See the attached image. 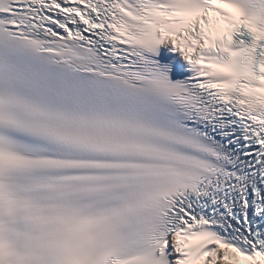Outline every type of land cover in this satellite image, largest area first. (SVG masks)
Wrapping results in <instances>:
<instances>
[{
  "label": "snow or ice",
  "instance_id": "6c2138e0",
  "mask_svg": "<svg viewBox=\"0 0 264 264\" xmlns=\"http://www.w3.org/2000/svg\"><path fill=\"white\" fill-rule=\"evenodd\" d=\"M0 264H264V0H0Z\"/></svg>",
  "mask_w": 264,
  "mask_h": 264
}]
</instances>
